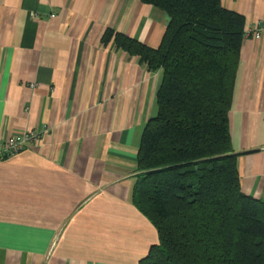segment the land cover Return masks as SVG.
<instances>
[{
  "label": "crops",
  "instance_id": "obj_1",
  "mask_svg": "<svg viewBox=\"0 0 264 264\" xmlns=\"http://www.w3.org/2000/svg\"><path fill=\"white\" fill-rule=\"evenodd\" d=\"M264 23V0H221ZM167 15L138 0H0V138L43 131L0 160V264H140L158 233L132 203L162 72L104 44L157 49ZM242 193L264 200V40H244L232 108Z\"/></svg>",
  "mask_w": 264,
  "mask_h": 264
},
{
  "label": "trees",
  "instance_id": "obj_2",
  "mask_svg": "<svg viewBox=\"0 0 264 264\" xmlns=\"http://www.w3.org/2000/svg\"><path fill=\"white\" fill-rule=\"evenodd\" d=\"M138 1L167 15L161 45L103 42L163 75L132 195L159 238L140 264H264V200L242 193L230 134L245 18L221 0Z\"/></svg>",
  "mask_w": 264,
  "mask_h": 264
},
{
  "label": "built area",
  "instance_id": "obj_3",
  "mask_svg": "<svg viewBox=\"0 0 264 264\" xmlns=\"http://www.w3.org/2000/svg\"><path fill=\"white\" fill-rule=\"evenodd\" d=\"M264 40V23H257L245 32L244 40ZM43 131L23 132L16 136L0 138V160H7L18 156L29 146L36 145L41 139Z\"/></svg>",
  "mask_w": 264,
  "mask_h": 264
}]
</instances>
